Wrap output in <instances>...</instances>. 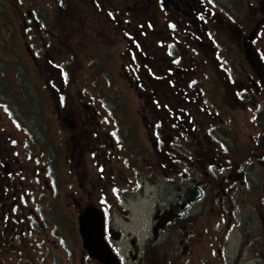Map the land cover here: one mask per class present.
I'll use <instances>...</instances> for the list:
<instances>
[{
	"label": "flooded vegetation",
	"instance_id": "af4514ba",
	"mask_svg": "<svg viewBox=\"0 0 264 264\" xmlns=\"http://www.w3.org/2000/svg\"><path fill=\"white\" fill-rule=\"evenodd\" d=\"M17 1L26 7L25 0ZM5 2L0 0L1 6ZM34 2L39 5L28 11L32 25L27 8L20 10L19 21L7 10L0 14V33L11 40L12 32H18L21 49L39 74L44 71L59 107L61 102L68 111L61 122L67 139L58 131L54 142L49 126L43 125L42 137L34 142L39 151L27 159L9 126L26 130L27 114L6 96L5 84L0 85V264H105L83 247L79 218L89 206L97 211L101 238L119 264H264V139L250 140L255 139V151L263 149L259 162L236 161L232 154L239 143L235 148L224 134V124L232 126L239 117L236 108L249 115V122L258 119L259 135L264 132V87L243 52L245 37L264 68V38L257 37L258 31L248 40L252 29L243 30L232 8L220 15L218 0ZM64 6L70 10L72 36L78 30L92 34L118 29L128 46L120 52V68L134 88L132 97L146 100L147 109L96 112L83 103L79 111L65 91L76 79L57 63L55 51L60 49L45 50V63L39 62L45 38L68 36L51 19L54 8L62 11ZM253 14L254 22L262 17L258 8ZM6 23L14 28L4 29ZM215 26L224 29L231 46L222 48ZM231 28L240 31L239 41ZM28 38L42 47L34 48ZM2 49L0 77L7 71L2 60L15 48ZM233 53L240 65L229 61ZM13 70L24 83V70ZM142 86L149 90L142 92ZM225 105L231 122L221 113ZM245 191L248 201L241 196ZM133 229H148V236L142 239ZM233 230L239 233L237 248L245 252L253 245L258 252L252 250L247 259L232 255L236 263L231 262L227 244ZM219 231H225L221 240ZM124 242L130 246L127 256L119 249Z\"/></svg>",
	"mask_w": 264,
	"mask_h": 264
},
{
	"label": "rangeland",
	"instance_id": "374dc122",
	"mask_svg": "<svg viewBox=\"0 0 264 264\" xmlns=\"http://www.w3.org/2000/svg\"><path fill=\"white\" fill-rule=\"evenodd\" d=\"M16 1L7 0V2L3 3L4 7L0 4V14H5L7 10H13L12 15L16 16L19 21L20 10L27 8L26 18L29 22V25H32V22L28 18V13H30L28 11H30L31 9H37L36 6H38L39 4H36L34 2L35 0H25L24 3H26V7H22V4L19 5V1H17V3ZM258 1L259 0H232L229 4L230 9H233V13H235L237 17V21H241L240 25L246 32L251 30L254 26V23H256L253 20L255 19L253 17V13L259 6ZM248 6L253 8L252 12H250V8H248ZM51 9L52 8L47 7L45 11L48 12L51 11ZM69 11L70 10L68 6H64L62 11H58L56 8H54V12L51 18L56 22V25H58L60 29H62L61 27H64L66 31H69L68 36H65V34L62 33L60 39L45 38L44 47H42L41 42L28 38L29 42H33L34 48H40V46L43 48V51H41L40 54L41 56L39 58V62L41 64L45 63V50H50V52H53L54 48L60 49L59 51H55V54L57 55V63L66 70L67 75L69 71L70 77L72 71L74 73V78L76 79V82L70 83L69 86L65 88V91L73 95L72 101H74L78 106L79 111L84 109L81 106V104L83 103L88 104L91 110H94L96 112L112 111L120 114L121 112L125 111L134 112L138 110V107L140 110L145 108L147 109L148 103L146 100H143L141 98L139 99V102H136V99L132 97V95L134 94V88L129 86L128 82L125 80L126 76L120 68V62L122 58L120 52H124L123 50H125V48H128L126 39H120L118 35V29L112 28H109L108 32H99L92 34H86L82 30H78L77 33H73L74 35L72 36L70 33L71 21L68 15ZM223 13H225L224 10L220 8V15H222ZM139 17H141V14L139 15ZM144 17L147 18L145 15ZM46 19L48 18L46 17ZM1 21H3V19L0 18V22ZM46 23L51 22L46 20L45 24ZM3 24L4 23L2 22L1 25ZM8 26L11 25L9 23H6L4 29H6ZM13 28L14 27L11 26V29ZM214 30L217 31L220 35L219 40L221 42L222 48L231 46V42L227 39V35L225 34L222 27L215 26ZM0 36V44L2 43L0 46V55L3 56L4 54V50L2 48H6V50H8L9 46H13L15 48L14 50L12 49L10 51V56L7 54V59L2 60L7 71L5 76L0 77V79L4 82L0 83V85L5 84V87L7 88L6 96L10 98L12 102L18 105L20 111L26 112L25 114L27 115L24 118L23 122L24 126L28 128L30 124L34 125L35 123L42 125L40 122V120H42L49 126V132L51 131L54 142L57 141L56 133L58 131L60 133L61 139L64 138L65 134L66 140L67 135L64 129L61 128V122L62 117L65 116L68 111H63V109H61V107L63 106L61 102V107H59V103L56 97L57 92L53 91L52 87L48 85L49 79H46L44 71L41 72L43 76L39 74L35 68V65L31 61L30 56L26 54L23 49H21L18 32H12L11 40L2 38V33H0ZM5 36L7 37V35ZM257 37L264 38V24L259 28ZM262 47L263 48L260 50V54L264 56V46ZM144 51L145 53H147V50ZM228 59L235 66L241 64V59L234 53L232 55H228ZM15 68L24 70V83H20V78L18 77L16 71L13 70ZM26 72L28 73L29 77L27 76ZM80 79L84 80L85 83L79 82ZM53 80L55 81V78ZM140 90L144 92L148 91L149 88L147 89L146 87L142 86ZM220 93L222 96V86L220 87ZM27 94H29V97H31L32 99L28 98ZM123 96H125L124 99H122ZM69 107L73 109L74 104L71 102V105H69ZM228 107L229 106L225 105L221 113L226 122H231L229 117L232 115ZM236 109L234 110V113L236 115H239V117L236 116V121L233 122L234 125L232 124L231 126V123H229L228 126H226L224 124V134L233 140L235 148H237L236 145L239 143L238 152L236 154L233 153L232 158L236 161H242L244 159H254L256 161L258 160L259 162L261 160L260 158L263 156V149L259 148L260 150L255 151L253 149V145L255 139H264V132L262 130L261 136L259 135V128L256 124L258 119L252 118L251 122H249V115H247L245 111L239 110L240 108ZM263 112L264 110L261 111V113ZM120 116L127 117L126 119L128 121L132 120L129 115L123 114ZM123 119V123H125L126 119ZM64 125L67 126V124ZM64 125L62 127H65ZM9 126L13 133V136H15V138L19 140V144H22L23 146V148L21 147V150H19V152H23L27 159H29V154L36 155L39 150L36 149L34 139L25 133L27 129L25 130L20 129L19 127L17 128L15 124L12 123H9ZM252 137L255 139L250 142ZM64 173H66V164ZM241 196L243 200L248 201L247 191L242 193ZM254 200L257 204H259L261 195L257 194V198ZM144 206L149 205L145 203ZM261 207L264 210V200L263 205L260 206V208ZM217 226L218 225H216L215 222V235L218 231ZM138 230L139 229H133V234H142V239L148 236V229L142 231ZM219 233L221 235V240L225 235V231L223 232V234H221L222 231H219ZM228 239L229 243L227 244V248L231 251L230 254H227L231 255V262H235L236 260L232 255H241L240 258L247 259L254 254L252 250H257L258 252V249H254L253 245L251 246V250H247L246 248L245 252L237 248L235 246V243L239 242V233L236 230L228 233ZM119 249L125 256H127V251L130 249V246L128 244L126 245V243L124 242L119 246ZM221 250L223 251L222 245ZM63 256H66L65 252ZM129 264L132 263L129 262ZM223 264L228 263L224 262ZM251 264H254V262L251 261Z\"/></svg>",
	"mask_w": 264,
	"mask_h": 264
},
{
	"label": "water",
	"instance_id": "95a60500",
	"mask_svg": "<svg viewBox=\"0 0 264 264\" xmlns=\"http://www.w3.org/2000/svg\"><path fill=\"white\" fill-rule=\"evenodd\" d=\"M259 12L262 17L254 24L251 32L246 37L248 40L254 38L260 25L264 22V0H259ZM236 41H239L240 31L235 28L230 29ZM243 52L247 62L255 71L256 76L261 81L264 87V68L255 48L243 38ZM95 208L89 206L81 214L79 218V232L83 239V247L88 254L93 258L105 264H119L118 258L112 252L108 244L103 242L101 235V227L96 220ZM92 221V224L90 223Z\"/></svg>",
	"mask_w": 264,
	"mask_h": 264
},
{
	"label": "trees",
	"instance_id": "16d2710c",
	"mask_svg": "<svg viewBox=\"0 0 264 264\" xmlns=\"http://www.w3.org/2000/svg\"><path fill=\"white\" fill-rule=\"evenodd\" d=\"M230 2H231V0H218V7L229 12ZM27 95H29V94H27ZM40 122L42 125L35 123L34 125L30 124V126H28V128H27L28 134L31 136V138L34 139L35 143L38 141V138H39L38 135L40 137H42V133L39 134L41 131V127L43 125H46V122H42L41 120H40ZM48 134H49L48 131H45L43 135L47 136Z\"/></svg>",
	"mask_w": 264,
	"mask_h": 264
}]
</instances>
